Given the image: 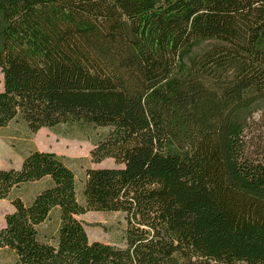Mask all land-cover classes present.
Wrapping results in <instances>:
<instances>
[{
  "label": "trees",
  "instance_id": "obj_1",
  "mask_svg": "<svg viewBox=\"0 0 264 264\" xmlns=\"http://www.w3.org/2000/svg\"><path fill=\"white\" fill-rule=\"evenodd\" d=\"M0 130L95 133L78 191L65 159L0 169L11 264H264V0H0ZM29 184L27 202L10 199ZM119 213L120 244L77 219Z\"/></svg>",
  "mask_w": 264,
  "mask_h": 264
},
{
  "label": "rangeland",
  "instance_id": "obj_2",
  "mask_svg": "<svg viewBox=\"0 0 264 264\" xmlns=\"http://www.w3.org/2000/svg\"><path fill=\"white\" fill-rule=\"evenodd\" d=\"M2 90V75L0 73V91ZM255 121L247 134L248 151L253 157H259L264 152V113L254 116ZM95 133L87 128L61 126L55 129L43 128L37 133H30L21 123H11L0 130V169H18L23 157L30 151L53 152L65 159L66 165L73 171L78 191L85 169L115 167L113 161L104 160L94 164L89 153L93 148ZM42 184H29L14 191L10 199L20 197L29 201ZM13 208L10 200H0V227L4 224V216ZM82 222L89 241L120 244L125 222L119 213L89 212L77 217ZM11 253H1L0 264H11Z\"/></svg>",
  "mask_w": 264,
  "mask_h": 264
}]
</instances>
